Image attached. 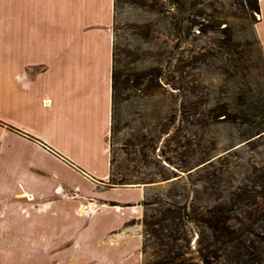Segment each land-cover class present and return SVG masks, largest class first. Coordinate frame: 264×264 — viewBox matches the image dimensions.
Here are the masks:
<instances>
[{
    "label": "crops",
    "instance_id": "1",
    "mask_svg": "<svg viewBox=\"0 0 264 264\" xmlns=\"http://www.w3.org/2000/svg\"><path fill=\"white\" fill-rule=\"evenodd\" d=\"M113 20L114 0H0V264H141L142 189L88 217L55 195L109 178Z\"/></svg>",
    "mask_w": 264,
    "mask_h": 264
},
{
    "label": "rangeland",
    "instance_id": "2",
    "mask_svg": "<svg viewBox=\"0 0 264 264\" xmlns=\"http://www.w3.org/2000/svg\"><path fill=\"white\" fill-rule=\"evenodd\" d=\"M170 1L114 0L113 67L117 72H122L123 79L129 83L116 108L117 128L110 133L107 140L109 178L107 182H99L100 185H95L89 179V188H85L84 192L75 187V192L71 194L57 191L58 195H55L59 201L84 206L85 209L83 208L80 213L88 217L86 213L90 214L94 210L90 208L95 206L93 204L105 202L106 206L110 207H128L138 194L132 192V196L130 198L128 196L127 200L122 198V201L128 204L117 205L111 201L115 195L111 189L123 190L122 195H126L128 193L126 191L142 189L144 194L139 203L141 264H157L160 257L166 253L164 252L166 249L160 248L163 246L158 244L155 234L142 224L146 215L150 216L154 210L165 208L157 205L144 207L143 201H162L178 206L186 203L198 211L227 203L234 209V220L231 224L239 225L240 229L245 228L247 231L245 243L243 239L239 245L224 248L219 252L217 260L210 262L264 264V133L260 137L241 142L253 124L210 125L207 120V112L216 102L230 101L234 84L226 82L217 72L213 75L205 74L208 72L207 66L204 65L206 62H199V70L194 72L199 80L193 89L194 100L197 103L195 124L177 123L181 120V96L185 93L183 88L189 81L184 76L178 77L180 82L176 88L179 92L172 89L169 73L160 75L159 87L154 96L144 90L145 85L149 84L152 65L160 63L164 67L171 60L169 52L176 46V40L167 26L166 14ZM180 1L184 6L183 17L186 20L194 18L198 23L193 28H190L187 22L185 24L190 28V34L187 43L182 46L183 50L179 52L184 54L186 62H189L193 53H199L202 47L212 42L210 40L212 34L198 35V30L201 25L206 24V18L201 13L212 14L213 9L208 5L214 0ZM217 1L224 3L226 12H233L234 8H230L229 4L234 0ZM214 5L219 11L218 4ZM216 17L233 24L229 14H218ZM254 19L258 22L259 13L255 14ZM246 22H251V19H247ZM171 56L174 57L176 64L177 60L182 58L178 51H172ZM185 70L187 68L183 71ZM171 110H174L176 115L173 120L168 116ZM257 114L259 116L257 121L263 122L264 113L259 110ZM155 128L158 131L154 132ZM163 130L167 135L165 132L160 133ZM190 169H193L192 173L187 175L186 172ZM119 179L125 180L127 184H113L119 183ZM95 188L105 192L102 193L103 197L107 195L108 199H100L99 194L94 193ZM116 195L118 197L121 193L117 192ZM3 212L0 209V215ZM31 212L32 209L28 207L26 216L37 217ZM44 213L47 215L41 218L51 217L50 211ZM164 224L165 227H161V231L165 238L170 233L175 235V231H178L176 236H181V231L186 226L182 218L167 220ZM186 229L193 239L190 243L192 250L190 251L184 242L177 240L176 244L180 245V248L175 247L174 251L180 254V259L173 264L181 262L197 264L192 258L199 257L198 250L205 248L211 241L209 238H200L202 233L200 226H186ZM164 247L169 249L167 246Z\"/></svg>",
    "mask_w": 264,
    "mask_h": 264
},
{
    "label": "trees",
    "instance_id": "3",
    "mask_svg": "<svg viewBox=\"0 0 264 264\" xmlns=\"http://www.w3.org/2000/svg\"><path fill=\"white\" fill-rule=\"evenodd\" d=\"M258 1L234 0L229 4L230 8H234L233 12H226L224 3H220L217 0L209 3L208 6L213 9L214 15L213 13H201L206 18V24L201 25L198 35L212 34L210 39L212 42L210 45L202 47L199 53H193L189 62H186L184 54L179 52V50L182 51V46L187 43L190 28H193L198 23L194 18L186 20L183 17L184 6L180 0H171L169 2L168 6L170 7L166 14L167 26L170 34L176 40V46L169 52L171 60L164 67L160 63L152 65L149 84L145 85L144 90H146L147 94L154 96L156 89L159 87L160 75L164 73L170 74L173 90L177 89L176 85L180 82L179 76H184L185 79L189 80L183 88L185 93L181 96V120L177 121V123H197V103L194 100L193 89L199 80L194 72L199 70L198 64L203 61L206 62L204 65L207 66L208 71L205 74L213 75L217 72L226 82L234 84L230 101L228 103L216 102L213 108L208 110L207 120L209 124H253L242 137L241 142L260 137L264 133V121H257L259 117L257 112L261 110L264 113V57L254 29L257 23L254 16L259 13ZM215 3L218 4L219 11L215 8ZM218 14H229L233 24L232 22L221 21V19L216 17ZM247 19H251V22H246ZM186 22L190 28L185 26ZM223 25L225 26L221 28ZM172 51H178L180 57H182L177 60V64L174 62V57L171 56ZM180 63H184L185 66ZM186 68L187 70L183 71ZM128 83V80L123 79L122 72H117L115 67H113L110 133L117 128H115V123L118 121L116 108ZM172 89L171 91H173ZM177 90L179 92V89ZM175 100L176 97H174ZM174 112V110L170 111L168 115L170 120L176 118ZM153 131L158 130L155 128ZM163 132L165 131H160L161 134ZM164 134L167 135L166 132ZM193 169H190V172L187 171L186 174L190 175ZM118 182L113 184H127L123 179H119ZM142 205L144 207L157 205L165 208L164 210H154L153 214L150 216L146 215L142 222L150 232L155 234L158 244L163 246L160 248L166 249L164 250L166 252L165 255L160 257V261L157 264H173L174 261H179L180 254L174 251L175 247L180 248V245L176 244L177 240H181V242L186 244L187 248H190V251L192 250L190 243H192L193 239L189 236L186 226H200L202 230L200 238L211 239L205 248L198 250L199 257L192 258L195 259L197 264H212L210 260H217L219 252L224 248L241 244L247 232L245 228L240 229L239 225L233 226L231 224L234 220V209L227 203L217 204L199 211L186 203L178 206L176 204L169 205L167 202L162 201H143ZM178 218H182L186 224L185 229L181 231V236H176L178 231H175V235L170 233L166 238L163 237L161 227H165L164 223L167 220L174 221ZM158 225L160 226L159 228L157 227ZM164 246L169 247V249ZM179 264H183V262Z\"/></svg>",
    "mask_w": 264,
    "mask_h": 264
},
{
    "label": "built area",
    "instance_id": "4",
    "mask_svg": "<svg viewBox=\"0 0 264 264\" xmlns=\"http://www.w3.org/2000/svg\"><path fill=\"white\" fill-rule=\"evenodd\" d=\"M257 17H258V15H257Z\"/></svg>",
    "mask_w": 264,
    "mask_h": 264
}]
</instances>
